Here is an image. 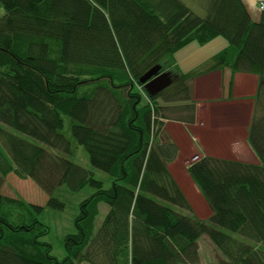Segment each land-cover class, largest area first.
<instances>
[{"label": "trees", "instance_id": "obj_1", "mask_svg": "<svg viewBox=\"0 0 264 264\" xmlns=\"http://www.w3.org/2000/svg\"><path fill=\"white\" fill-rule=\"evenodd\" d=\"M204 3L200 17L183 0H0V264H202L204 237L218 264H264V10L256 22L244 0ZM220 37L228 48L204 68L173 71L178 52ZM158 66L174 82L150 97L140 79ZM224 68L258 78L248 142L260 165L191 163L212 213L201 220L170 172L178 148L162 120L194 123L193 81ZM81 148L105 179L74 162ZM12 172L46 205L5 196ZM64 187L93 193L59 261L41 216L66 209Z\"/></svg>", "mask_w": 264, "mask_h": 264}, {"label": "crops", "instance_id": "obj_2", "mask_svg": "<svg viewBox=\"0 0 264 264\" xmlns=\"http://www.w3.org/2000/svg\"><path fill=\"white\" fill-rule=\"evenodd\" d=\"M244 2L253 20L258 22L261 12H258L255 5L252 6L251 0H244ZM217 41L218 39H215L208 45ZM221 45L227 48L226 43L222 41ZM187 47L175 56L173 71L176 73L185 74L181 64L185 61L182 59V52ZM192 87V100L197 109L195 122L191 124L177 120H162L164 123L162 141L171 140L178 148L177 160L169 166L173 177L175 173L172 168L179 160L190 161L189 164H191L203 157H213L260 165L258 157L248 142L256 106L258 78L252 74H235L231 69L224 68L195 79ZM183 104L185 103L179 102L171 106ZM173 119L186 120V114L174 115ZM175 180L178 184L181 183L178 179L175 178Z\"/></svg>", "mask_w": 264, "mask_h": 264}, {"label": "rangeland", "instance_id": "obj_3", "mask_svg": "<svg viewBox=\"0 0 264 264\" xmlns=\"http://www.w3.org/2000/svg\"><path fill=\"white\" fill-rule=\"evenodd\" d=\"M258 1L259 0H251V4L252 6H256L258 12H261L259 10ZM183 2L200 17L206 16L204 0H183ZM4 14L5 11L0 6V17ZM221 41L222 43H226L228 48V41L221 37L218 38L217 42H213L207 47H202L197 43H193L191 44L192 46H188L182 52V59L185 61H182L181 66L182 69L185 70V73L200 69L202 67L204 68L212 58L224 51L226 48L221 45ZM200 62L205 63L201 64ZM196 110L197 109L195 108V111ZM48 150L52 151L50 149ZM74 162L95 172L96 177L99 179H105L107 177L104 173L92 168L88 155L82 148L78 149L75 153ZM176 163V166L172 168V171L175 173L174 177L178 179L179 182H181L179 183L180 185H178L181 186L183 189L182 191L185 192L183 193L187 197L193 213L201 220L208 219L211 216V209L187 172V168L191 165L189 164L190 161L187 162L179 160ZM92 193L93 190L91 188H86L79 193H72L65 187L60 188L56 191L55 195L66 202V209L62 212H59L50 208H46L45 212L41 216V221L45 223L50 229L49 234L42 238L41 241L49 244L52 247V256L57 260L63 261L66 258L65 238L68 235L75 234L77 232L75 227V219L80 213V205L85 199L91 196ZM3 194L12 199H21L29 204H37L41 206L46 205L45 200L47 199V196L32 181L21 180L13 172L5 177ZM108 211L109 207L106 204L100 205V216L96 222L97 228H99L102 224ZM247 242L252 245L255 244L251 241ZM200 254L202 264H218L220 261L219 252L207 237H204L200 242Z\"/></svg>", "mask_w": 264, "mask_h": 264}, {"label": "water", "instance_id": "obj_4", "mask_svg": "<svg viewBox=\"0 0 264 264\" xmlns=\"http://www.w3.org/2000/svg\"><path fill=\"white\" fill-rule=\"evenodd\" d=\"M161 71V66L155 67L140 79V83L144 85V89L150 97L162 93L172 86L174 82V77L171 72Z\"/></svg>", "mask_w": 264, "mask_h": 264}, {"label": "built area", "instance_id": "obj_5", "mask_svg": "<svg viewBox=\"0 0 264 264\" xmlns=\"http://www.w3.org/2000/svg\"><path fill=\"white\" fill-rule=\"evenodd\" d=\"M258 6H259V10L263 11L264 10V0H259L258 1Z\"/></svg>", "mask_w": 264, "mask_h": 264}]
</instances>
